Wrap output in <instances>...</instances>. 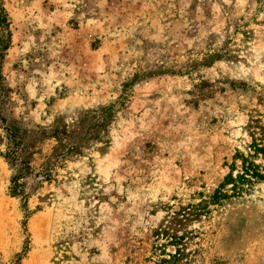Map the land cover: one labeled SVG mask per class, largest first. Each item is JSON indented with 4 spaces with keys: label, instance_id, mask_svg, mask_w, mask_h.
I'll use <instances>...</instances> for the list:
<instances>
[{
    "label": "rangeland",
    "instance_id": "rangeland-1",
    "mask_svg": "<svg viewBox=\"0 0 264 264\" xmlns=\"http://www.w3.org/2000/svg\"><path fill=\"white\" fill-rule=\"evenodd\" d=\"M0 7V264H264V0Z\"/></svg>",
    "mask_w": 264,
    "mask_h": 264
},
{
    "label": "trees",
    "instance_id": "trees-1",
    "mask_svg": "<svg viewBox=\"0 0 264 264\" xmlns=\"http://www.w3.org/2000/svg\"><path fill=\"white\" fill-rule=\"evenodd\" d=\"M6 11L0 7V26L7 27ZM3 48H7V44L3 45ZM252 140L249 145H247L248 153L245 155L243 152L236 149L233 155V161L228 165L229 172L224 176V180L219 184L218 188L214 191V196L216 198H226V194L222 192V189L225 185L230 184L231 195H239L242 192L248 190L253 186V184L257 181L264 180V170L260 169L259 165L254 163L251 159L253 156L263 155L264 156V145L260 142H257L256 138L251 136ZM240 160V169H237L236 160ZM25 169L28 170V165H24ZM234 171L236 173L234 174ZM28 172V171H26ZM24 173V172H23ZM22 172L18 173L11 179V186L9 189L11 190V194H14L17 188L20 186L18 180L23 175ZM230 195V196H231ZM27 249H23V252L26 253ZM169 258L160 259L162 264H176L180 258V251H176L175 254H168ZM18 259H21V255H18Z\"/></svg>",
    "mask_w": 264,
    "mask_h": 264
}]
</instances>
